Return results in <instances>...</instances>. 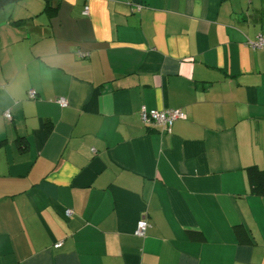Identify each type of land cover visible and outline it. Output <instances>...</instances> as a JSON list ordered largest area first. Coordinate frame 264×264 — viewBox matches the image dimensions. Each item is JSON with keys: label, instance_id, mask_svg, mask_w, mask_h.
<instances>
[{"label": "crops", "instance_id": "0c3cea01", "mask_svg": "<svg viewBox=\"0 0 264 264\" xmlns=\"http://www.w3.org/2000/svg\"><path fill=\"white\" fill-rule=\"evenodd\" d=\"M36 2L0 19V264H264V0Z\"/></svg>", "mask_w": 264, "mask_h": 264}, {"label": "built area", "instance_id": "2783aa9c", "mask_svg": "<svg viewBox=\"0 0 264 264\" xmlns=\"http://www.w3.org/2000/svg\"><path fill=\"white\" fill-rule=\"evenodd\" d=\"M88 14V7H84L82 15L86 16ZM246 46L249 47L251 50H263L264 51V35H257L254 40L246 41ZM28 98L31 100L36 99V93L34 91L28 92ZM60 108L67 107V101L65 98L60 97L54 101ZM4 118L6 120H10V113L5 112ZM139 118L141 123L145 127L149 126H158L161 127L162 131L165 134H169L174 122L179 120H185L186 115L180 109H169L163 111H156V110H146L142 108L139 112ZM71 211L67 210L65 212L66 216L69 217L71 215ZM149 228V224L145 218H141L134 229V236L138 238H144L147 229ZM60 244H56L54 248H58Z\"/></svg>", "mask_w": 264, "mask_h": 264}, {"label": "trees", "instance_id": "16d2710c", "mask_svg": "<svg viewBox=\"0 0 264 264\" xmlns=\"http://www.w3.org/2000/svg\"><path fill=\"white\" fill-rule=\"evenodd\" d=\"M24 1L25 0H0V12L6 6H15ZM50 4L51 3L49 2V0H43L42 13L50 14V12L53 9ZM25 23H26V20H23V19L10 21V25L13 27H19L21 25H24ZM246 173H247V177H248V181H249L252 194L258 195L260 197H264V170H259L256 167H249L246 169ZM235 231H236L238 240L240 242L247 243L249 241L246 235V232L244 230H242L239 227H236Z\"/></svg>", "mask_w": 264, "mask_h": 264}, {"label": "rangeland", "instance_id": "374dc122", "mask_svg": "<svg viewBox=\"0 0 264 264\" xmlns=\"http://www.w3.org/2000/svg\"><path fill=\"white\" fill-rule=\"evenodd\" d=\"M27 1V3H30V9L34 10L36 9V6L38 7V2L36 0H25L24 2L17 4L15 6H6L1 12H0V19H5L6 17L9 18L10 16H16L19 13H22L24 8L23 4ZM40 8V5L39 7ZM1 23V22H0Z\"/></svg>", "mask_w": 264, "mask_h": 264}]
</instances>
